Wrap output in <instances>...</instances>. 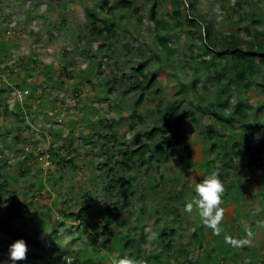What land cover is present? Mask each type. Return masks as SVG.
I'll return each mask as SVG.
<instances>
[{"label": "rangeland", "instance_id": "rangeland-1", "mask_svg": "<svg viewBox=\"0 0 264 264\" xmlns=\"http://www.w3.org/2000/svg\"><path fill=\"white\" fill-rule=\"evenodd\" d=\"M121 1L110 0L112 9L106 12L101 8L105 0H0V55L12 53L8 61H0V101H12L17 98L25 102L38 96V100H34L27 108L28 115L35 119V126L39 128L38 135L35 131V133L27 131L25 135L29 134L30 138L17 143L12 141V138L15 126L22 123L16 122L13 118L8 121L7 134L12 137L10 146L24 148L25 151L33 150L37 157L32 162L30 175L28 172L21 173L15 167L20 154H16L9 161L6 173L18 174L17 182L12 186L17 190L21 200L17 209L19 212L23 211L22 205L28 209L26 208L22 215L23 218L18 219L16 216L7 215L9 206L3 204L5 210L0 216L18 226L22 225L23 220L26 226L19 229L21 236L23 237L25 232L26 236H33L41 245H45L44 256H40L34 263L31 261L32 264H57L56 256L51 254L54 247L63 253L60 261L70 259L72 262L71 258L79 253L81 258L91 263L112 264L114 259L125 254L123 236L125 238L126 232L134 234L133 240L140 245V254L149 255L153 248H157L159 243L150 239L145 229H151L156 237L161 235L164 229L170 232L171 228L167 223L174 215H168L170 214L168 209H172L174 205H181L178 194L182 192L187 200L192 199L195 196V185L210 173L217 172L225 189L221 205L224 215L219 224L218 234L224 228L226 236L224 241L226 239L228 243L229 238H235V245L231 247H234V250L237 248L242 250L237 256L234 253L235 255L230 258L228 255L232 253L231 249L224 255L223 250L218 247L221 241L213 238V234L208 231L210 228L203 226L198 212L194 210L185 215L187 212L181 209V215L175 216L176 234L170 239L174 250L181 248L183 250L179 264H264L262 131L254 133L250 139V148L244 144L245 133H239L236 138L233 135L235 130L230 131L229 147L235 139L241 140L242 145L235 150L230 149L232 155L225 154L228 155L227 159L220 161L216 158L218 151L223 147L211 149L212 137L207 129L210 123H216L211 114L215 110L211 106V100L218 93L222 83L215 74H210L205 69L202 61L211 60L213 53L201 52L199 57L198 53L192 55L190 52L192 43L197 49L199 46L204 47L206 42L199 39L193 42L191 35L179 28H174L170 33L172 37L170 50H174L173 54L157 47V43L151 39L154 36L153 29L159 21L171 22L172 19L168 15V11L172 9L171 3L160 0L157 18L150 20L148 12L153 0H132L134 2L132 8H124L120 4ZM191 2L193 0H183L181 11L198 17L200 21L202 18L211 21L216 41L229 30L228 14L232 15L236 26L244 25L240 19L244 18L246 11L256 13L262 8L261 14L264 15L263 0H249L248 5L244 6L240 3L235 13L231 5L237 0H225V8L216 0H195L193 9ZM90 12L108 21L115 20L118 26L111 38L106 39L105 36H99L89 30ZM99 24L102 25L101 22ZM241 36L246 37L245 33ZM145 63L146 74L152 76L156 72L158 83L152 90H145L144 103L137 109L136 102L141 91L128 90L137 81L136 76H131L132 67ZM44 67L48 69V75L43 78L45 83L40 85L35 83L33 78ZM65 67L69 72L64 71ZM4 69L5 73L2 71ZM87 69L89 72L85 71ZM195 72L201 77L197 86L193 87L191 78ZM8 74H13L19 85L14 86L16 91H12L11 94L3 91V83L8 80ZM184 84L188 86L187 91L179 93L185 89ZM108 85L112 87L110 93L105 91ZM25 89H30L28 94L31 95L24 97ZM156 89H159V92H156ZM253 89L256 90V84L253 85ZM223 97L227 100L224 104L227 112H233L238 100L241 99L246 105L244 115L253 117L252 108L257 104L254 99L247 98L244 90L238 92L234 84L230 83ZM177 100H185L183 106L189 112H194L196 121L186 120L183 128L184 141L176 147L173 157L169 161L165 159L168 150L161 141L164 138L169 139L170 134H161L154 143L153 154L148 155L151 159L147 165L131 172L118 170L119 179L126 183L121 192L116 191L114 195L105 192L103 186L106 181L105 178L102 180L104 173L98 172L100 181H104V184L95 188L88 168L95 167L90 165L89 156H86L85 152L95 149V155L90 156V160L97 165L106 161L107 155L99 151L101 143L104 142L99 134L105 132L106 124H109L107 119H116L109 133L115 134L116 137L112 140H116L108 141L105 150H116L119 145L125 150L132 146L133 137L137 133L143 135L145 131L160 124L158 107L161 102L166 105ZM100 117L104 124L99 132L86 129L90 119L97 120ZM71 119L75 120V124L78 121L76 129L71 124ZM2 121L3 116L0 115V125H5ZM241 123L234 118L235 127H241ZM42 128H60L62 138L53 139L49 135H44ZM257 133L260 134V138L254 139ZM214 141L223 145V141L217 138ZM52 142H56L54 146H61L57 152L65 157L77 155L79 152V165L63 169L50 150L53 147ZM67 143H73V154L67 152ZM10 149L12 148L9 147L8 150ZM214 158L215 167L208 173L207 160L211 162ZM252 161L255 163L252 164ZM49 172L50 182L47 180ZM86 176L92 180L91 183L88 184ZM61 177L62 181L59 182ZM40 178L44 179V187L37 182ZM32 183L37 185L32 186ZM181 185H184L183 191H180ZM87 189L90 190V197L87 195L86 198L94 206L91 208L92 211L90 210L91 214H87V220L94 223L95 220L98 223L102 222V226L109 221L105 217H112L114 213L102 211L100 216L95 217V210H99L102 205L104 207L106 203L113 204L119 201L124 195L129 199L127 207L115 211L118 218L108 222L109 226L115 227V236L104 239L106 235L100 236L95 231L96 241L99 243L95 244V251L93 245L88 243L90 236L87 221L73 222L69 218L57 220V216H61L57 213L60 208L71 212L86 203ZM0 201L3 202V198ZM48 201L50 204L55 203L50 211L46 209ZM197 225H201V228ZM92 227L95 230V224H92ZM194 230L199 232L195 240L190 237ZM101 232L104 233L103 230ZM12 239L15 241L21 237L17 234L13 235ZM8 245L10 243L5 241L0 245V262L8 258ZM27 245L28 252L34 250L30 244ZM245 246L251 249L243 250ZM162 247L164 248L163 245ZM209 254L212 258L206 257ZM5 255L6 257L2 258ZM224 257H228L226 263ZM27 260L29 259L19 261L17 264H28ZM143 260L144 257L138 259L139 263ZM174 260V254L170 255L172 264H175Z\"/></svg>", "mask_w": 264, "mask_h": 264}, {"label": "trees", "instance_id": "trees-1", "mask_svg": "<svg viewBox=\"0 0 264 264\" xmlns=\"http://www.w3.org/2000/svg\"><path fill=\"white\" fill-rule=\"evenodd\" d=\"M159 1L160 0H153L152 5L149 8V17L150 20H155L157 18L158 12L157 8L159 7ZM166 3L172 4V9L168 11V15L172 19L171 22H167L165 20L157 22V26L153 29L154 36L151 37L154 43H157L158 48L165 49L169 52V54H173L174 50H170V43L172 42L171 32L174 28L184 29L185 32L193 39V42L197 39H199L202 42H206L204 47H200L195 49L194 43L190 46V52L192 55L194 53H198L197 56H201V52L204 53H213V56L211 60L203 59V65L209 73H213L216 75V78L222 83L220 85V88L218 90V93L214 95L213 99L211 100V106L215 108V110L211 113L212 116L215 118V124L210 123L208 126V134H210V137H212L210 140L211 142V149L216 150L220 149L222 150L218 151L217 157L220 161H223L227 159V156L225 154H229L230 156L232 153L230 152V149H237L242 145V141L239 139H235L232 146L230 145V140L228 139V133L230 131L235 132L233 135L238 137V134L245 133L246 141L244 144L248 148H250V139L254 135V133L258 131H262L261 140L263 141V146L261 150H264V18L261 14V11L263 10L260 8L256 13H250L245 12L244 18L240 19V21L244 22V25L242 26H236V23L232 19V15L228 14L229 19V30L227 32H224L222 36L219 38L218 41L217 37L215 36V31L213 29L212 22L209 20H206L205 18H202L200 21L198 17L192 16L191 14H188L186 12H182L180 9L181 4H183V0H161ZM219 2L223 8H225V0H216ZM264 1V0H263ZM191 2V6L194 9V3ZM242 4L241 6L248 5L249 0H237L235 4H232L231 7H234L232 10L234 13L238 11L239 4ZM121 5H123L124 8H132L134 6V2L132 0H122ZM103 11H110L112 9V5L110 3V0H105L103 5L101 6ZM90 21H89V30L92 33H96L99 36H105L106 39L111 38L112 35L115 33L116 28L118 24L115 22V20H106L104 18L99 17L98 14L90 12ZM102 23L100 25L99 23ZM239 23V21H238ZM237 23V24H238ZM239 25V24H238ZM263 26V28H261ZM242 33H245V36H241ZM12 53H4L0 55V61H8L12 56ZM156 58L160 59L159 56H156ZM100 64V63H98ZM146 63L145 64H139L137 66H133V74L131 75L137 77V81L132 84L129 88V92L132 91H141V94L136 102L137 109L141 107L145 100V90H152L154 87H156L157 82V76L156 72L152 74V76H149V74H146ZM3 73L6 72V70H2ZM64 71H68L69 69L65 67ZM89 72V69L85 70ZM39 74L33 78V81L37 84H43L45 83V80L43 78L48 75V69L44 67V69L40 70L38 72ZM14 74V73H13ZM13 74H8L9 78L8 80H5L3 83L4 88L3 91L8 92L7 94H11L12 91H16L14 89V86H18V83L15 81ZM13 76V77H12ZM90 77V75H89ZM199 73L195 72L194 76H192L191 85L193 87L197 86L198 81L200 80ZM89 80V78H88ZM116 81V80H115ZM234 84V87L238 92H242L244 90L246 92V96L248 99H254L257 106L254 109L253 117L249 118V116L244 115V109L246 107L245 103L239 99L236 105V108L233 112H227L225 110L224 104L227 102V100L224 99V95L227 92V85L228 84ZM256 84V90L253 89V85ZM185 89L180 90L179 93L186 92L188 86L184 84ZM112 90V87L109 85L107 88H105V91L110 93ZM77 92V91H76ZM156 92H159V89H156ZM30 94H25V96H29ZM229 98V96H228ZM227 98V99H228ZM38 100V96H36V99ZM34 100H25V102L20 101L19 99H15L12 101H0V115L3 116V121L5 125H0V199L3 198V202L0 201V214L3 210V204L8 205L7 215L16 216L18 219L23 218V214L25 210H27V206L22 205L24 207V210L19 212L17 209V206L19 207L21 204L20 197L18 195V192L16 189H14L12 186L13 184H16L18 179V174H7L6 169L9 166V161L14 158L16 154L19 155V160L16 161L15 167L21 173L28 172L30 175L32 162L34 159H36L37 155L33 150L25 151V149H19L17 146H10L12 137H9L8 131V121L13 118L16 122H21L22 124H17L15 126L14 136L12 138V141H16L17 143L24 142L26 139L30 138V135H25L27 131H35L36 135L39 134V128L35 126V119L32 118V116L28 115L29 111V105L30 103H33ZM185 103V100H177L173 103L164 105L163 102L160 103L158 110H159V118L158 122L160 124H157L155 127H153L149 131H145V134H139L137 133L133 137V144L131 147H127L125 150H123V146L119 145L117 146L116 150L109 151L105 150L106 144L108 141H111L112 138L116 137L115 134H109L112 130V123L116 122V119H107L109 121V124H106L105 132L100 133L99 137H101L104 142L100 145V153L106 154L107 159L106 161H103L100 164H95L90 160V156L95 155V149L87 150L85 152L86 156H89V162L90 165L94 168H89L91 174L92 180L88 178L89 183L95 182L94 187L97 188L99 186H102L104 184V181H100V175L99 174L104 173V176H102V180H104L106 183L103 186V190L105 192L111 193V195H114L117 192H121L122 189L126 186V183L121 181L119 179V175L117 174L118 170L120 172H131L135 171L139 167L145 166L150 161L151 157L148 155L153 154V147L154 143L157 139V137L161 134L168 135L170 134L169 139H162L161 143L166 147L168 150L167 155L165 156V159L169 161L173 155L176 152V147L183 143L184 137H183V128L185 125L186 120L192 119L193 121H196L194 112H189L183 105ZM211 108V107H210ZM28 109V110H27ZM137 109L134 110V114H137ZM3 112V113H2ZM2 113V114H1ZM28 115V116H27ZM29 117V118H28ZM234 118L241 123V127H235L233 124ZM140 119L143 121V118L140 117ZM77 123L75 124V120L71 119V124L75 126V129L77 127ZM104 124V120L100 117L97 120H89V123L86 125V129L101 130L100 128ZM217 124V125H216ZM5 128V129H4ZM12 129V127H10ZM72 131L74 129H71ZM42 133L44 135H49L53 139H61L62 138V131L60 128H54V129H44L42 128ZM75 131V130H74ZM91 131V132H92ZM244 131V132H243ZM34 132V133H35ZM90 132V133H91ZM88 133V132H87ZM207 134V135H208ZM216 134V135H212ZM8 136V139H7ZM89 137V136H88ZM219 139L223 141V145H220L221 142L214 141L215 139ZM116 139L112 140L115 141ZM9 141V142H8ZM8 142V144H6ZM52 148L50 149L51 152L56 157L57 163H59L63 169H65L68 166H76L79 165L80 160L77 155L65 157L61 153H58L57 150H60L59 147L61 146H54L56 142H52ZM117 145V144H116ZM6 146V147H5ZM9 147L12 149L8 150ZM209 146H207L208 148ZM66 150L68 153L73 154L74 148L73 143H67ZM104 149V150H103ZM15 154H14V152ZM111 152V153H110ZM22 153V154H21ZM38 153V152H37ZM56 154V155H55ZM259 154V152H258ZM53 157V158H55ZM216 158L212 159L211 162L207 160V164L209 165L208 173L212 171V168L215 167V161ZM160 160V159H159ZM253 162V161H252ZM205 163V162H204ZM250 163V162H249ZM248 163V164H249ZM253 162L252 164H254ZM207 166V165H206ZM34 175V174H33ZM48 182H50L51 172H49L48 175ZM12 179V180H11ZM107 179H109L107 181ZM40 180V181H39ZM37 182H40L41 186L44 187L45 182L44 179L40 178ZM264 180V177H263ZM62 181V177L59 179V182ZM184 181V180H183ZM186 182V181H185ZM87 183V182H85ZM33 185H37L35 183H32ZM184 185H181L180 191H183ZM237 191L239 192V189L237 188ZM90 190L87 189L86 196H85V204L80 206L75 211H69L67 209L60 208L57 210V213L61 216H57V220L60 218H63L66 220V218L71 219L73 222L76 221H87V225L89 226V239L88 243H91L93 245V249L95 251V244H99L98 241H96L95 231L100 236H104V239L108 238L109 236L113 237L116 234L114 233L115 227L109 226L108 222L111 219H117L118 216L115 215V211L124 209L129 205V199L127 195H124L123 198H119V201L112 203H106L104 204V207L102 205V209L99 208V210H95V217L98 215L100 216L101 213L107 212V213H114L112 217H105L107 220V224L105 223L104 226H102V222L98 223L95 220L92 222L91 220H87V214H91L92 209L94 208L93 205H91V202H88L87 195H89ZM22 193V192H21ZM27 193V192H26ZM180 200L181 205H174L172 206V209H168V212L170 216L174 215V218L170 219L167 223V225L171 228L170 232L167 231V229H164L161 232V235H158V237H155V242L158 244V250L157 248H153L151 253L149 255L140 254L141 248L140 245L134 242V234H131L130 232H126L124 239V250L125 254H122L119 256L118 259L123 257H129L132 260L136 261L137 264H172L170 261V255L174 254V263L179 264V257L181 252L183 251L182 248L179 250H174V245L170 241L171 237L176 234L175 232V216L181 215V209L184 211V205L188 201L185 197V195L180 194ZM90 197V195H89ZM25 204V203H24ZM62 205L64 202L61 203ZM55 203L50 204L48 201L46 209L50 211L52 208H54ZM27 208V209H26ZM45 210V208H42ZM91 210V211H90ZM103 211V212H102ZM61 212V213H60ZM45 213V212H44ZM94 213V212H93ZM189 213H185V215H188ZM86 216V217H85ZM103 218V219H105ZM102 219V220H103ZM22 225L18 226L11 221H8V219L3 218L0 216V245L3 241L12 243L14 240L12 239L13 235L19 234L21 238L26 239L27 244H30L34 250H30V252L27 253V259L30 261H37L40 256H43V251L45 245H41L37 239H35L33 236H26V233L23 232V237L21 236V233H19L20 228H24L26 224L22 220ZM180 223V221H179ZM92 224H95V230H93ZM167 226V227H168ZM92 227V229H90ZM111 229H108L110 228ZM198 228H201V225H197ZM28 227H26L27 229ZM105 228V229H104ZM25 229V230H26ZM88 229V228H87ZM103 230L104 233L101 232ZM160 232V230H158ZM210 233L213 234V238L216 237L218 241H221L218 243V247L223 250L222 253L225 255L227 254V251L229 249L232 250V253L228 255V257H232L236 254V256L239 254L240 250L242 248H237L234 250L235 245V239L229 238V242H226V239L224 241V238L226 237L224 235V228L222 229V232L219 234H214L212 232V229L210 228L208 230ZM5 233V234H4ZM4 234V236H2ZM210 235V234H209ZM199 236V232L197 230H194L191 232L190 237L195 240ZM142 236V238H144ZM224 241V242H223ZM156 244V243H155ZM101 245V243H100ZM164 246V248L162 247ZM163 248V249H162ZM251 249L249 246H245L243 250ZM1 250V249H0ZM136 250V251H135ZM217 251V250H216ZM138 252V253H136ZM136 253V254H135ZM172 253V254H171ZM235 253V254H234ZM52 256H56L57 259H61L63 253L59 250V248H53L51 252ZM138 254V255H137ZM137 255V256H135ZM6 257L5 256H2ZM8 257V256H7ZM141 257H144L143 262L139 263L138 259ZM206 257H211L212 255L209 254ZM228 257H224V263L227 262ZM250 256H248L249 260ZM73 260L77 262L78 264H94L89 262L88 260H85L81 258L80 254L78 253ZM215 261V260H214ZM173 262V261H172ZM252 262V260H251ZM221 264V263H220ZM223 264V263H222ZM227 264V263H226Z\"/></svg>", "mask_w": 264, "mask_h": 264}, {"label": "clouds", "instance_id": "clouds-1", "mask_svg": "<svg viewBox=\"0 0 264 264\" xmlns=\"http://www.w3.org/2000/svg\"><path fill=\"white\" fill-rule=\"evenodd\" d=\"M30 90V89H29ZM28 89L24 90L25 94L29 93ZM260 134L257 133L254 139H259ZM195 196L188 200L184 205V211L192 213L194 210L198 212L204 227L211 228L214 233L219 232V224L224 215L222 205V197L224 194V184L217 172H212L205 176L200 182L195 185ZM146 233H149L150 239H155L156 234L151 229L146 228ZM235 239V238H232ZM247 241H244L246 243ZM8 243V242H7ZM9 244V243H8ZM8 258L0 262V264H17L19 261L27 259L28 245L24 239H17L8 245ZM63 251V250H62ZM44 256V255H43ZM57 259V258H56ZM62 259V258H61ZM72 259V262L57 259V264H72L77 263ZM28 264H32L35 261ZM112 264H137L136 261L129 257L114 259Z\"/></svg>", "mask_w": 264, "mask_h": 264}]
</instances>
